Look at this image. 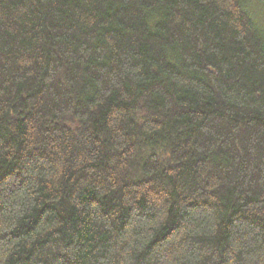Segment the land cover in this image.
<instances>
[{
	"label": "trees",
	"instance_id": "16d2710c",
	"mask_svg": "<svg viewBox=\"0 0 264 264\" xmlns=\"http://www.w3.org/2000/svg\"><path fill=\"white\" fill-rule=\"evenodd\" d=\"M0 264H264V0H0Z\"/></svg>",
	"mask_w": 264,
	"mask_h": 264
}]
</instances>
